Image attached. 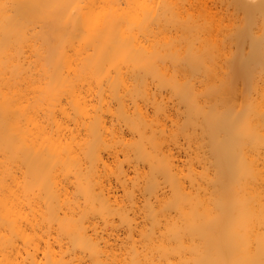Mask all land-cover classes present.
Segmentation results:
<instances>
[{"label":"bare ground","instance_id":"6f19581e","mask_svg":"<svg viewBox=\"0 0 264 264\" xmlns=\"http://www.w3.org/2000/svg\"><path fill=\"white\" fill-rule=\"evenodd\" d=\"M0 264H264V0H0Z\"/></svg>","mask_w":264,"mask_h":264}]
</instances>
